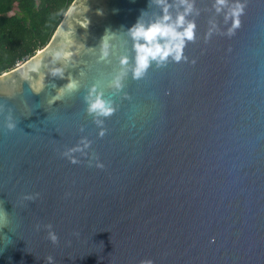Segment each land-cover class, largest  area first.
I'll use <instances>...</instances> for the list:
<instances>
[{
	"label": "water",
	"instance_id": "1",
	"mask_svg": "<svg viewBox=\"0 0 264 264\" xmlns=\"http://www.w3.org/2000/svg\"><path fill=\"white\" fill-rule=\"evenodd\" d=\"M243 2L228 34L232 21L214 0H194L188 59L153 61L134 78L126 29L142 10L145 21L155 18L159 6L74 0L49 43L0 74V93L11 92L0 94V209L8 212L0 264H49L48 256L51 264H264V0ZM170 3L175 17L179 0ZM70 28L85 47L33 91L60 65L53 52ZM106 30L116 34L101 59ZM121 55L128 71L117 89ZM69 79L79 86L57 97ZM93 85L117 108L102 125L87 111ZM81 137L92 143L73 163L62 153Z\"/></svg>",
	"mask_w": 264,
	"mask_h": 264
},
{
	"label": "clouds",
	"instance_id": "2",
	"mask_svg": "<svg viewBox=\"0 0 264 264\" xmlns=\"http://www.w3.org/2000/svg\"><path fill=\"white\" fill-rule=\"evenodd\" d=\"M159 6L160 12L156 14L155 18L150 21H145L144 17L147 14V10H142L141 15L136 22L126 29L128 36L133 41L134 64L131 66L132 75L134 78L143 77L152 62L155 61L157 65H161L171 57L173 60L179 62L182 59L187 60L185 55V47L189 41L196 39L197 24L194 19H188V15L194 10V0H179L176 5L181 8L175 15L172 16L170 8L173 6L170 0H151ZM213 7L217 12L224 11L225 19H231V25L227 29L228 34H231L235 28L240 26V17L245 11V3L243 0H233L231 4L228 0H214ZM226 9V11H225ZM212 27L209 28L206 36H210L211 33L216 30V23L210 22ZM115 32L106 30L99 42V58L104 59L112 53V37L115 36ZM62 46L53 52L55 60L60 61V65L48 68L47 73H41L39 78L32 84V89L35 92H40L45 86L46 74L63 75L64 65H66L72 56L78 53L85 47L83 41H78L75 38L71 28L69 31L63 33ZM75 45V48H73ZM129 57L127 55H121L119 63L121 65L120 71L113 77L111 84L117 89L123 87V78L127 74ZM195 59L192 63H195ZM79 86V83L75 79H69L68 83L63 87H60L57 91V97L63 95L65 89L73 90ZM2 95H11V92L0 93ZM57 97H53L55 100ZM87 103V111L94 116L96 123L102 125L104 121L99 119L100 117L111 116L116 112L117 108L111 100H107L103 97L102 91H97V86L93 85L89 93L85 96ZM17 126L16 121L12 119L11 115L6 120V127L10 130L15 129ZM107 129L101 127L99 129V135H105ZM92 141L87 137H81L80 142L76 145L67 148L62 155L68 157L71 162H78V158L74 155L76 152H84L89 148ZM95 158V157H93ZM96 166L103 168L105 165L98 159ZM28 199L33 197L28 196ZM8 212L5 209H0V228H3L8 224ZM37 228L40 225L36 226ZM44 227L48 229V238L53 242H58V234L55 232L51 224H47ZM47 261L49 264L53 261V257L48 256ZM140 264H154L151 259L142 260Z\"/></svg>",
	"mask_w": 264,
	"mask_h": 264
},
{
	"label": "trees",
	"instance_id": "3",
	"mask_svg": "<svg viewBox=\"0 0 264 264\" xmlns=\"http://www.w3.org/2000/svg\"><path fill=\"white\" fill-rule=\"evenodd\" d=\"M73 1L0 0V74L47 45Z\"/></svg>",
	"mask_w": 264,
	"mask_h": 264
},
{
	"label": "built area",
	"instance_id": "4",
	"mask_svg": "<svg viewBox=\"0 0 264 264\" xmlns=\"http://www.w3.org/2000/svg\"><path fill=\"white\" fill-rule=\"evenodd\" d=\"M23 62V61H22ZM22 62H19L17 65H20Z\"/></svg>",
	"mask_w": 264,
	"mask_h": 264
},
{
	"label": "rangeland",
	"instance_id": "5",
	"mask_svg": "<svg viewBox=\"0 0 264 264\" xmlns=\"http://www.w3.org/2000/svg\"><path fill=\"white\" fill-rule=\"evenodd\" d=\"M14 10H17V8H15Z\"/></svg>",
	"mask_w": 264,
	"mask_h": 264
}]
</instances>
